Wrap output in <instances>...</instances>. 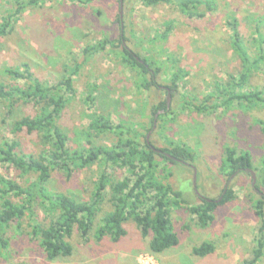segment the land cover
<instances>
[{"label":"rangeland","instance_id":"obj_1","mask_svg":"<svg viewBox=\"0 0 264 264\" xmlns=\"http://www.w3.org/2000/svg\"><path fill=\"white\" fill-rule=\"evenodd\" d=\"M118 1L49 0L26 7L16 17L18 20L12 22V32L0 37V82L23 86V81L3 73L8 67L23 71L22 64L46 87L70 76L74 93L68 95L57 123L67 135L71 150L112 147L120 138L133 137L131 130L141 134L140 142L148 135L149 142L157 148L169 144L189 147L195 156L192 165H164L157 161L156 166L159 181L182 192L185 200L170 207L178 244L163 253L151 252L149 237H144L137 224L129 219L124 223L126 234L118 243L111 242L109 237L97 242L94 229L83 239L74 229L66 240L72 248L71 255L50 261L32 235V225L45 226L49 221L45 210L35 202L21 220L6 228L8 246L0 249V264H243L253 260L261 222L254 214L257 195L251 187V175L239 172L226 182L227 176L220 167L226 147L237 153L249 152L254 169L260 168L264 158V137L259 124L264 122V59H261L264 0H200L201 5H189L185 11L180 6L182 0H162L151 5L141 0H125L120 19L122 33L117 22ZM12 9V0H0V24ZM232 20L250 58L259 62L243 88L236 92H259L262 101L250 106L234 100L214 109L215 104L227 99L221 91L229 76L238 77L240 71V62L231 47L229 22ZM168 24L171 28L166 34ZM120 34L132 53L161 67L157 78L162 86L160 91L149 95L141 88L139 69L124 61L121 47L107 45L101 53L85 58L86 47L104 40L116 43ZM177 71L182 76L177 91L171 95L166 87ZM167 97L166 111L160 113L162 117L157 115L149 132L152 108L159 101H167ZM186 101L207 105L208 109L196 110ZM34 115L32 103L19 102L7 115V104L0 102V140L17 141L20 153L38 154L42 145L37 134L12 131L18 118ZM94 116L123 128L88 136L92 133L88 126ZM192 167L196 172L195 188ZM102 172L111 181L129 176L125 167L99 161L74 169L70 176L55 170L47 189L87 202ZM0 176L22 186L34 180L32 175L7 163H0ZM227 188H231L234 198L218 206L211 223L201 226L192 212L200 205V197L217 201ZM107 198L108 189L94 228L111 210ZM9 199L18 205L25 202L14 196ZM203 243L212 244L213 253L204 257L194 255L192 249ZM255 264H264V247Z\"/></svg>","mask_w":264,"mask_h":264},{"label":"trees","instance_id":"obj_2","mask_svg":"<svg viewBox=\"0 0 264 264\" xmlns=\"http://www.w3.org/2000/svg\"><path fill=\"white\" fill-rule=\"evenodd\" d=\"M44 1L49 0H12L13 9L11 13L2 18L0 24V37H5L12 32V22L18 20L16 17L21 15L26 7H35ZM141 1L151 5L162 0ZM201 3L200 0H182L180 6L185 11L189 5L196 7ZM117 22L121 30L122 21L119 15ZM229 26L232 31L231 47L240 62V71L238 77L229 76L227 84L221 91L223 96L227 95V99L221 104H215L214 109L221 105H229L234 100L245 102L250 106L262 101L259 92H236L243 88L259 62L250 58L242 43L235 21L229 22ZM170 28V24H168L166 34L169 33ZM123 40L124 38L120 34L116 43L104 40L86 47L83 54L85 58H89L104 51L107 45H111L113 48L121 47L124 61L139 69L142 76L141 88L148 91L149 95L151 92L160 91L162 86L157 82V78L161 75V67L137 54L134 56V53L125 48ZM261 59H264V55H261ZM22 65L23 71L17 67L3 69L5 75L13 80H21L24 84L21 86L0 82V102L7 104V115L13 112L14 106L19 102L32 103L35 115L18 118L13 124L12 131L14 133L23 131L26 134H37L42 150L36 155L23 154L18 152L19 143L17 141L0 140V163H7L20 172L34 177L32 182L22 186L0 176V249H6L8 246L5 238L6 228L12 222L21 220L27 211H31L35 202H39V206L45 210L49 221L45 226L32 225V235L37 239L38 246L45 258L50 261L71 255L72 248L66 240L74 229L83 239H87L94 229V238L97 242L102 241L104 237H109L111 242L116 243L125 236L124 223L129 219L137 224L144 237H149L148 247L151 252L159 254L175 247L179 240L171 225L170 207L185 200L182 192L175 191L171 186L159 181L156 176V166H158L157 161L164 165L181 162L185 165H192L195 160L192 150L185 145L169 144L165 148L154 147L149 142L150 140L147 142L146 136L140 142L138 138L141 137V134L136 130H131L133 137L120 138L112 147L90 145L91 147L87 149L71 150L67 146L68 137L59 127L57 120L67 104L68 95L74 93L73 80L68 76L54 86L46 87L33 76L26 64ZM181 76L180 71L171 75V82L166 87L167 93L172 95L177 91ZM186 103L193 105L199 111L208 109V106L204 104L195 105L190 101H186ZM166 109V101H159L152 108L153 117L149 132L153 130L155 115L159 114V117H162L160 113ZM259 124L264 137V122L260 121ZM122 128V125L114 126L103 117L94 116L88 126L92 133L88 136L100 135L113 129ZM224 151L225 158L220 171L227 176L226 182L230 181L232 175L246 172V169H253L256 172V180L254 185L251 181V187L257 195L254 214L261 222L258 229L260 238L257 242L258 248L254 252V259L243 263L255 264L261 257L264 247V158L260 168L254 169L249 152L237 153L230 147H226ZM99 161L123 166L127 169L129 176L121 181H111L107 174L102 172L94 183V191L90 201L87 202L77 201L65 193H56L47 189V184L55 170L70 176L74 169L86 168ZM107 189V199L111 210L100 219V224L94 228L99 206ZM9 196L24 199L25 202L21 205L15 204L9 199ZM233 198L234 193L231 188L222 191L218 202L200 197V205L192 212L197 216L199 224L204 227L213 220L215 209ZM213 251L214 246L208 243H203L192 249V253L199 257L209 255Z\"/></svg>","mask_w":264,"mask_h":264},{"label":"water","instance_id":"obj_3","mask_svg":"<svg viewBox=\"0 0 264 264\" xmlns=\"http://www.w3.org/2000/svg\"><path fill=\"white\" fill-rule=\"evenodd\" d=\"M122 9H123V0H119V16H120V19H121V15H122ZM122 26V25H121ZM169 100V97H167V101ZM162 113V112H161ZM156 118H157V114L155 115V120L153 121V128H154V125H155V122H156ZM146 140L147 142L149 141L148 140V135L146 136ZM156 152H158V150L154 149ZM182 163V162H181ZM193 168V179H192V182H193V186L195 188L196 186V172H195V168ZM246 172H248L250 175H251V181H252V185H254L255 183V173L253 172V170L251 169H246L245 170ZM233 177V175L230 177V179ZM226 189V188H225ZM220 200V199H219ZM219 200L215 201V202H218ZM209 201V200H208Z\"/></svg>","mask_w":264,"mask_h":264},{"label":"flooded vegetation","instance_id":"obj_4","mask_svg":"<svg viewBox=\"0 0 264 264\" xmlns=\"http://www.w3.org/2000/svg\"><path fill=\"white\" fill-rule=\"evenodd\" d=\"M121 33H122V29H121ZM123 45L125 46L124 40H123ZM125 48H127V47L125 46ZM127 49H128V48H127ZM129 51H130V50H129ZM133 55L135 56V54H133ZM137 59H138V58H137ZM138 60H139V59H138ZM139 61H140L141 63H143L142 60H139ZM167 102H168V101H166V105H168Z\"/></svg>","mask_w":264,"mask_h":264},{"label":"crops","instance_id":"obj_5","mask_svg":"<svg viewBox=\"0 0 264 264\" xmlns=\"http://www.w3.org/2000/svg\"><path fill=\"white\" fill-rule=\"evenodd\" d=\"M124 229H125V228H124ZM121 240H122V239H121ZM121 240H120V241H121ZM120 241H119V242H120ZM117 243H118V242H117Z\"/></svg>","mask_w":264,"mask_h":264}]
</instances>
